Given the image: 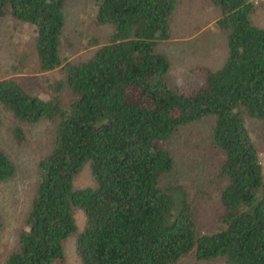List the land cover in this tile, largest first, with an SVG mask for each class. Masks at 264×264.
I'll return each mask as SVG.
<instances>
[{
	"label": "trees",
	"instance_id": "1",
	"mask_svg": "<svg viewBox=\"0 0 264 264\" xmlns=\"http://www.w3.org/2000/svg\"><path fill=\"white\" fill-rule=\"evenodd\" d=\"M64 1L0 0V17L32 26L39 69L59 71L45 98L0 78V104L14 121L53 122L24 226L0 264L61 263L70 234L80 264H171L190 251L220 264H264V169L243 119L264 128V27L251 21L252 2L210 0L226 56L217 66L193 65L200 80L185 88L166 79L169 62L154 50L170 35L176 0H92L95 21L111 31L81 59L59 54ZM204 116L217 152L221 226L199 233L186 185L166 177L175 162L167 142ZM10 130L24 139L19 125ZM84 164L92 182L79 186ZM14 170L0 149V182Z\"/></svg>",
	"mask_w": 264,
	"mask_h": 264
},
{
	"label": "rangeland",
	"instance_id": "2",
	"mask_svg": "<svg viewBox=\"0 0 264 264\" xmlns=\"http://www.w3.org/2000/svg\"><path fill=\"white\" fill-rule=\"evenodd\" d=\"M252 2L251 21L264 27V0ZM64 23L61 29L59 54L65 59L89 56L107 41L111 25L97 23L92 0H65ZM217 6L210 0H176L169 16V37L159 40L154 50L164 55L169 67L166 79L179 81L185 88L195 85L200 77L189 71L193 65L213 67L226 56L225 35L216 24ZM34 31L30 24L10 16L0 17V78L11 77L23 89L39 97L52 94L51 83L59 76L56 68L41 70L33 48ZM197 74L196 72H194ZM193 73V74H194ZM244 122L264 169V128L257 118L244 115ZM19 125L24 139L16 142L11 125ZM211 117L204 116L185 125L168 139L167 146L174 156V167L167 179H180L186 185L192 207V218L199 233L217 230L218 185L214 171L217 152L210 144ZM53 122L39 119L32 122L14 121L0 104V149L13 161L12 176L0 182V262L15 247L17 232L24 226L23 219L35 189L36 164L51 148ZM87 164L74 176V183L91 184ZM80 228L83 216L74 211ZM74 234L64 244V259L54 264H80L75 251ZM221 258L197 259L193 252L182 255L171 264H220Z\"/></svg>",
	"mask_w": 264,
	"mask_h": 264
}]
</instances>
